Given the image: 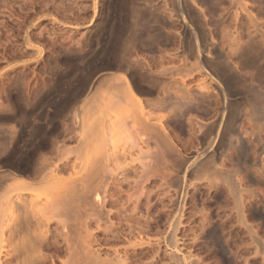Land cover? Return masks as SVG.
Returning <instances> with one entry per match:
<instances>
[{
	"label": "rangeland",
	"instance_id": "374dc122",
	"mask_svg": "<svg viewBox=\"0 0 264 264\" xmlns=\"http://www.w3.org/2000/svg\"><path fill=\"white\" fill-rule=\"evenodd\" d=\"M182 1L0 0V203L19 179L24 192L40 195L30 206L35 226L15 239L2 228L0 239L27 248L40 241L41 264L69 257L65 236L76 245L96 238L103 263L264 264V0H187L194 8L184 14ZM196 51L227 60L234 76L223 81L211 66L196 72ZM104 77L153 89L141 93V105L162 119L180 156L129 118L111 141L117 156L106 171L103 215L74 196L88 217L75 220L80 210L56 209L59 192L46 184L87 183L76 171L111 147L89 127L133 111ZM159 101L164 107L153 108Z\"/></svg>",
	"mask_w": 264,
	"mask_h": 264
},
{
	"label": "bare ground",
	"instance_id": "6f19581e",
	"mask_svg": "<svg viewBox=\"0 0 264 264\" xmlns=\"http://www.w3.org/2000/svg\"><path fill=\"white\" fill-rule=\"evenodd\" d=\"M188 1H190V0H188ZM219 1V0H218ZM191 2H192V0H191ZM180 3V2H179ZM189 4H191V3H189ZM188 4V2H187V0H183L182 1V4H179L180 5V12L181 13H183V11L184 10H186V11H188V9H190V7H193V6H191V5H189ZM194 4V3H193ZM178 5V4H177ZM196 6V5H195ZM194 8V7H193ZM193 8H191L192 10L191 11H193V12H195L196 11V8H195V10L193 9ZM178 12H179V10H178ZM177 12V13H178ZM180 14V13H179ZM184 14V13H183ZM182 14V15H183ZM190 14V13H189ZM192 15V14H191ZM190 15V16H191ZM195 15H197V14H195ZM188 16V15H187ZM180 17V16H179ZM182 18H183V16H181ZM195 17V16H194ZM187 18V17H186ZM196 18V17H195ZM192 19V17L190 18V20ZM194 20V19H193ZM199 20V19H198ZM199 22V21H198ZM199 23H201V22H199ZM183 25V24H182ZM188 30V29H187ZM196 40V39H195ZM190 41V40H189ZM206 41V40H205ZM210 43V42H209ZM189 45H190V43H188ZM198 45V44H197ZM204 46V45H203ZM197 47V46H196ZM189 48V47H188ZM200 48V47H199ZM243 49V48H242ZM259 50V49H258ZM255 51V50H254ZM197 53V58H196V63H195V65H196V68H195V71L196 72H198V73H200V72H202V70H203V68H205L206 66H211L210 68L212 69V71L215 73V75H218V76H220L222 79H223V81H225L226 80V75L227 74H231L233 71L232 70H230L228 67H227V64H226V61H224L222 58V61H218V60H208V59H204V58H201V56H200V52L199 51H196ZM195 53V51H193V54ZM192 54V53H191ZM254 54V53H253ZM191 57V56H190ZM219 57H220V55H219ZM218 57V58H219ZM225 58H226V56H225ZM220 59V58H219ZM255 59V58H254ZM258 59V58H257ZM229 61V60H228ZM172 62V61H171ZM198 62L200 63V65H198ZM251 62H253V61H251ZM257 63V62H256ZM247 64V63H246ZM258 64V63H257ZM259 64H260V62H259ZM180 65V64H179ZM193 66V65H192ZM255 66H256V64H255ZM257 67V66H256ZM191 68H193V67H191ZM259 68V67H258ZM160 69V68H159ZM169 69V68H168ZM177 69V68H176ZM183 69V68H182ZM234 69V68H233ZM164 70H166V69H164ZM180 70V69H179ZM161 71V70H160ZM173 71V70H172ZM181 71V70H180ZM193 71V70H192ZM232 71V72H231ZM162 72H165V71H162ZM182 72V71H181ZM263 72V71H262ZM177 73V72H176ZM180 73V72H179ZM173 74V73H172ZM201 74V73H200ZM204 75V74H203ZM232 75V74H231ZM231 75H228V76H231ZM234 75H232L231 77H233ZM219 77V78H220ZM230 78V77H229ZM181 79V83L183 84V85H185V86H187V82H186V80L185 79H183V78H180ZM225 79V80H224ZM233 79V78H232ZM124 80V81H123ZM149 80V79H148ZM234 80V79H233ZM160 81H161V79H160ZM231 81V80H230ZM101 83H103L104 85L103 86H106L108 89L109 88H112V89H115V90H117V92H118V98H119V100H118V103L120 104L122 101H125L126 100V102H131V104H132V112H131V114L129 115L128 114V112L127 111H125V112H123L122 113V115H118V114H108V115H106V120L103 118V120L99 123L97 120V122L98 123H96L95 124V126H90L89 127V131H90V137H92V138H95V137H101V139L104 141V143L107 141H110V145H111V147H109L108 149H101L100 148V150L101 151H99V153H98V155H96V154H94V155H96V156H88L87 158H86V160H85V162L84 163H82L83 164V167L81 168V170L80 171H78L79 169H80V167H79V169L78 168H75V169H78L77 171H76V175H78V174H83V175H81V177H79L80 179L82 178V180H85L87 183H85L84 184V182L82 181V183H80V184H82V185H77L78 184V182L74 185L73 183H75L76 181H72L73 183H71L70 181L72 180V177H70V181H69V179H66V180H68V181H66L65 179V181H63V183L61 182V179L62 178H55V179H53V181H52V183L50 184V182H47V188H49L50 187V185H55V186H52V187H58V189H56L55 188V190L57 191V192H59L58 193V196H59V198H58V196L57 197H54L55 198V200L56 201H54L55 203V205L56 206H58V207H56L54 204V206L56 207V209L57 208H59L60 206H65V210L68 208V207H70V205H68L69 203L71 204L72 203V205H71V207H70V209L72 208L73 210H74V212L76 213V211H78L77 209H79L80 208V206L79 205H77V203L76 202H78V200L77 201H75L74 202V196L77 198L78 197V199H81L82 200V203L84 204H86L87 206H85V205H83V204H81V202L79 203V204H81V208H83L82 207V205L84 206V208H83V210H86L87 209V211H88V206H89V211L88 212H91V211H93V213L94 212H97L99 215H101V213H102V211H103V208L104 207H106V202H107V199H108V195H107V193L109 192V190H107V177L108 176H106V171L108 170L109 171V168H110V166H109V163H110V161H112L114 158H115V155L117 156V152H116V148H115V145L113 146L112 144H111V141H112V143H113V140H114V138L116 137V139L115 140H117V139H119V138H121V137H123V134H121L120 136L117 134L118 132L120 133H123L124 131H125V129L126 128H129V126H127L128 125V121H129V118H131V120H132V122L134 123V125H136L135 126V128L137 127V126H139V128L140 129H142L143 131H145V132H147V133H149V135L151 134L152 136H150V137H153V139L152 140H154V138H155V143L158 145V144H160L159 146H162V150H164V147L168 150L169 148L170 149H172V151H171V153L172 152H174V153H176L175 154V156H180V153L177 155V149L178 148H175V145L172 143V141H171V139H170V137H169V135H168V133H167V131H166V129H165V127H164V125H163V122L161 121L162 119H160L159 121H153L152 120V113H150V112H145L144 111V108H143V106L141 105V100H142V97H141V93H144V94H152L153 93V89H151V88H139L138 89V92L137 91H135L132 87H131V85L129 84V82H127V81H125V79H120V77L118 78V77H116V79H114L113 77L111 78V77H104L102 80H101ZM100 83V84H101ZM159 83V82H158ZM222 83V82H221ZM155 85V84H154ZM242 85V84H241ZM164 86V85H163ZM184 86V87H185ZM159 87V86H158ZM140 92V93H139ZM163 97V96H162ZM167 98V97H166ZM114 100L115 101H117L115 98H114ZM165 101V100H164ZM117 103V102H116ZM117 103V104H118ZM151 103V102H150ZM241 103V102H240ZM101 104V103H100ZM102 104H104V103H102ZM111 104V103H110ZM109 104V105H110ZM130 104V105H131ZM134 105V106H133ZM150 105V104H149ZM233 105V104H232ZM239 105H241V104H239ZM152 106H153V108H163L164 107V105H163V103L162 102H154L153 104H152ZM100 107V106H99ZM105 107V106H104ZM103 107V108H104ZM111 107V106H110ZM113 107V106H112ZM241 107V106H240ZM102 108V107H101ZM122 108V107H121ZM114 109H116V108H114L113 107V111H116V110H114ZM118 109V108H117ZM236 109V108H235ZM230 110V109H229ZM234 110V109H233ZM102 111H103V109H102ZM112 112V111H111ZM122 112V111H121ZM127 112V114L125 115V113ZM231 112V111H230ZM240 112V111H239ZM104 113V112H103ZM108 113H109V111H108ZM130 113V112H129ZM238 114V113H237ZM102 116H103V114H102ZM101 116V117H102ZM108 116V117H107ZM232 116V115H231ZM100 118V117H99ZM99 118H97V119H99ZM238 118V117H237ZM95 121V120H94ZM93 121V122H94ZM229 121H231L229 124H231V128H232V126H233V123H234V121L232 120V118H231V120H229ZM129 123H130V121H129ZM228 124V125H229ZM236 125V124H235ZM134 127V126H133ZM15 128V127H14ZM13 128V129H14ZM138 128V127H137ZM112 130H114V133H111L112 132ZM138 130V129H137ZM233 130V129H232ZM128 131V130H127ZM140 131V130H139ZM229 131V130H228ZM130 132H132V131H130ZM118 137H117V136ZM237 135V134H236ZM133 136V135H132ZM131 136V139L133 138ZM233 136H235V135H233ZM233 136H231V137H233ZM230 137V136H229ZM98 138V139H99ZM128 138V137H127ZM101 139H100V141H101ZM122 139H124V138H122ZM148 139V138H147ZM238 139V138H237ZM114 140V141H115ZM121 140V139H120ZM119 140V141H120ZM234 141H235V139H234ZM237 141V140H236ZM126 142V141H125ZM153 142V143H154ZM109 143V142H108ZM124 143V142H123ZM127 143V142H126ZM233 142H231L230 144H232ZM45 144V143H44ZM43 144V145H44ZM101 144H103V143H99V146H101ZM115 144H116V142H115ZM234 144V143H233ZM238 144V143H237ZM92 145V144H91ZM105 145H106V143H105ZM104 144H103V146H105ZM124 145V144H123ZM45 146H47V145H45ZM159 146H157V148L159 147ZM233 146V145H232ZM121 147V146H120ZM160 149V150H161ZM233 149V148H232ZM157 150H159V149H157ZM161 150V151H162ZM116 152V153H115ZM163 152H166L165 150L163 151ZM168 152V151H167ZM179 152V151H178ZM126 153V152H125ZM170 153V152H169ZM119 154V153H118ZM160 154V153H159ZM166 154V153H165ZM90 155H92V154H90ZM120 156V155H119ZM123 156V155H122ZM162 156V161H164L165 162V155H164V153H163V155H161ZM212 156V155H211ZM209 157V156H208ZM125 158V157H124ZM129 158V157H128ZM178 158H180V157H177L176 159H178ZM210 158V157H209ZM85 159V158H84ZM164 159V160H163ZM115 160V159H114ZM135 160V159H134ZM167 160V159H166ZM180 160V159H179ZM182 160V159H181ZM206 160V159H205ZM117 161H119V160H117ZM121 161V160H120ZM119 161V162H120ZM151 161V160H150ZM161 161V160H160ZM178 161V160H177ZM204 161V160H203ZM202 161V162H203ZM207 161H209V159H207L206 160V162ZM113 162V161H112ZM122 162L123 161H121L120 163L122 164ZM163 162V163H164ZM168 162V161H167ZM205 162V161H204ZM203 162V163H204ZM71 163V162H70ZM114 163L116 164V161H114ZM119 163V164H120ZM163 163H161V164H163ZM166 163V162H165ZM69 164V163H68ZM72 164L74 165V163L72 162ZM71 164V165H72ZM115 164H113V165H115ZM124 164V163H123ZM147 165V164H146ZM160 165V164H159ZM63 166V165H62ZM75 166H76V164H75ZM82 166V165H81ZM109 166V167H108ZM116 166V165H115ZM117 166H120V165H117ZM125 166V165H124ZM149 166V165H148ZM164 166H166V165H163V167H162V169L164 168ZM58 167H60V166H58ZM74 167V166H73ZM78 167V166H77ZM134 168H135V166H133ZM147 167V166H146ZM56 168V167H55ZM63 168V167H62ZM66 168V167H65ZM108 168V169H107ZM125 169V168H124ZM64 170V169H63ZM116 170V169H115ZM56 171V170H55ZM67 171V170H66ZM74 171V170H73ZM125 171V170H124ZM164 172V171H163ZM162 172V173H163ZM107 173H109V172H107ZM123 173V172H122ZM74 174V173H73ZM111 175H112V173H111ZM80 176V175H79ZM118 176V175H117ZM75 177H77V176H75ZM75 177H73V178H75ZM6 178V177H5ZM79 179V180H80ZM118 179V178H117ZM120 179V178H119ZM111 180V179H110ZM18 181V180H17ZM54 181H57V184H55V183H53ZM81 181V180H80ZM59 182V183H58ZM65 182H68V183H65ZM69 182H70V184H69ZM109 182V181H108ZM15 184V183H14ZM72 184V186H70ZM109 184H111L110 182H109ZM114 184V183H113ZM16 185V184H15ZM11 186V185H10ZM24 186H27V184H26V182H24V180L22 181V180H20L19 179V181H18V183H17V185H16V189H14V187H13V190H12V192H14L15 191V193H12L11 194V191H10V194L8 193V195L6 196V195H4L3 196V198H2V201H1V203H0V230H3L2 228H5L7 231H9L10 233H9V235L11 234L12 236H13V238L15 239V234L16 233H18L17 235H19V233L24 229V227L25 226H27V227H31V226H35L34 224L36 223V221H34V219L33 218H31L30 217V210H31V205L33 206L35 203L34 202H37L36 200L40 197V195H38V194H36V193H32V192H24L23 190H24ZM34 186V185H33ZM32 186V187H33ZM176 186V185H175ZM7 187V186H6ZM37 187V186H36ZM44 187V188H43ZM111 187V186H110ZM177 187V186H176ZM8 188V187H7ZM11 188V187H10ZM42 188L43 189H45L46 190V188H45V186L43 185L42 186ZM62 188V192L59 190V189H61ZM5 189V188H4ZM35 189V188H34ZM50 189V188H49ZM48 189V190H49ZM182 189V188H181ZM6 191V190H5ZM55 191V192H56ZM179 191H181V190H179ZM184 191V190H183ZM182 191V192H183ZM8 192V191H7ZM61 192V193H60ZM113 193V192H112ZM0 194H2V193H0ZM3 195V194H2ZM1 196V195H0ZM6 196V197H5ZM74 199H73V198ZM54 198H52V199H54ZM107 198V199H106ZM49 199H51V198H49ZM114 199V198H113ZM44 200V199H43ZM74 203H73V202ZM109 201V200H108ZM40 202V201H39ZM67 202V203H66ZM49 203V202H48ZM52 203H53V200H52ZM176 203V202H175ZM47 204V203H46ZM45 204V205H46ZM49 204H51V202L49 203ZM63 204V205H62ZM67 204V205H66ZM73 204H75V206L73 205ZM184 204V203H183ZM60 205V206H59ZM77 205V206H76ZM68 206V207H67ZM73 206V207H72ZM50 207H51V205H50ZM50 207H47V208H50ZM54 207V208H55ZM75 207H79V208H75ZM51 208H53V207H51ZM50 208V209H51ZM61 208V207H60ZM63 208V207H62ZM76 209V211H75V209ZM71 209V210H72ZM177 209L179 210V205L177 206ZM49 210V209H48ZM60 210V209H59ZM62 210V209H61ZM80 211H78L76 214H78V216L77 215H75V217H74V219L76 218V219H80L81 218V216H82V219H83V217H87V215H84V212L83 211H81L82 209H79ZM49 211H53L54 212V209L52 210H49ZM56 211V210H55ZM86 211V212H87ZM109 211V210H108ZM72 212V211H71ZM71 212H69V213H71ZM80 212H82L83 213V215H81L80 217H79V213ZM105 212H106V208H105ZM21 213H24V217L23 218H21L20 217V214ZM48 213V212H47ZM93 213H92V215H93ZM81 214V213H80ZM86 214H88V213H86ZM97 214V215H98ZM89 215V214H88ZM95 215H96V213H95ZM102 215H103V213H102ZM106 215H107V213H106ZM77 216V217H76ZM94 216V215H93ZM109 216V215H108ZM48 217V216H47ZM73 217V216H72ZM92 217V216H91ZM50 218V217H49ZM88 218V217H87ZM90 218V217H89ZM203 218V217H202ZM73 219V218H72ZM75 219V220H76ZM210 219V218H209ZM101 220V219H100ZM38 222V221H37ZM41 223V222H40ZM183 223V222H182ZM252 228V227H251ZM184 233V232H183ZM1 234V233H0ZM2 234H3V231H2ZM73 233H71V235H72ZM5 235V234H4ZM11 235H10V237H11ZM22 235V234H21ZM68 235V234H67ZM91 235V234H90ZM217 235V234H216ZM70 236V235H69ZM88 236V235H87ZM9 237V236H8ZM7 237V238H8ZM10 237H9V239H10ZM66 238V242H67V247H66V250H67V254H68V258H66V260L65 259H63L62 260V264H73V263H71V261H72V259L74 260V257L76 256V258H75V262H76V264L79 262V264H80V261L81 260H84L83 262H81V264L82 263H86V264H88L87 263V261H89V263L91 262V264H106L108 261H109V259L106 261V262H104L103 263V261L101 260V257H99V253H98V250H97V248L94 246L97 242V240H96V238L94 239V237H90V236H88L89 237V241L88 242H91V243H89V244H85L84 242H76V243H78V245H76L75 243H73V242H75L74 240V238H71V239H73L72 241L69 239L70 237H68L67 238V236H65ZM109 236H107V238H108ZM6 238V237H5ZM2 239V242H4L3 244L2 243H0V264H41V261H42V257H43V255H41L39 252L40 251H42L41 249H43V247H42V244L40 243V241H38L37 243H36V245H34V246H30L29 248H27L25 245H22V242L21 243H19V244H21L20 246L19 245H17V242L16 241H14L13 240V242L14 243H12V241H11V243L12 244H10L9 245V243H10V241H9V239H8V243H6L5 242V240L6 239ZM12 238V239H13ZM104 238V237H103ZM110 238V237H109ZM114 238V237H113ZM1 239H0V242H1ZM111 239V238H110ZM116 239V238H115ZM118 239V238H117ZM11 240V239H10ZM99 240V239H98ZM107 240V239H106ZM195 240V239H194ZM82 241V240H81ZM259 241V240H258ZM50 242V241H49ZM96 242V243H95ZM99 242V241H98ZM107 242H108V240H107ZM87 243V242H86ZM223 243V242H222ZM52 244V243H51ZM50 243L49 244H47L48 246H45L46 248L48 247V248H56V249H60V248H58V246H52ZM66 244V243H65ZM140 244H143L142 242L140 243ZM225 244V243H224ZM100 244H98V246H99ZM96 246H97V244H96ZM97 246V247H98ZM133 246H137V244H135V245H133ZM125 248H127V247H125ZM132 248V247H131ZM141 248V247H140ZM65 249V248H64ZM115 250V249H114ZM118 250V249H117ZM128 250V249H127ZM125 251H126V249H125ZM110 252V251H109ZM148 252V251H147ZM121 253V252H120ZM125 253V252H124ZM75 254V255H74ZM169 254V253H168ZM72 255H73V257H72ZM117 255V254H116ZM131 255V254H130ZM128 256V255H127ZM153 256V255H152ZM175 256H177V255H175ZM174 256V257H175ZM67 257V256H66ZM100 258V259H99ZM116 258V257H115ZM119 258V257H118ZM180 258V257H179ZM77 259V260H76ZM117 259V258H116ZM124 259H126V258H124ZM123 259V260H124ZM174 259H176V257L174 258ZM80 260V261H79ZM87 260V261H86ZM102 262H101V261ZM118 260V259H117ZM122 260V259H121ZM129 260V259H128ZM110 261H111V259H110ZM109 261V262H110ZM94 262V263H93ZM109 262L107 263V264H109ZM117 263V261L114 259V261L112 260V263ZM126 262V261H125ZM111 262H110V264H112ZM113 263V264H114ZM75 264V263H74ZM118 264V263H117ZM165 264V263H164ZM179 264V263H178Z\"/></svg>",
	"mask_w": 264,
	"mask_h": 264
}]
</instances>
